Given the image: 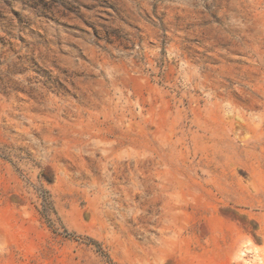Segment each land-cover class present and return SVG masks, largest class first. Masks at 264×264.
Returning a JSON list of instances; mask_svg holds the SVG:
<instances>
[{"label": "rangeland", "instance_id": "obj_1", "mask_svg": "<svg viewBox=\"0 0 264 264\" xmlns=\"http://www.w3.org/2000/svg\"><path fill=\"white\" fill-rule=\"evenodd\" d=\"M0 264H264V0H0Z\"/></svg>", "mask_w": 264, "mask_h": 264}]
</instances>
